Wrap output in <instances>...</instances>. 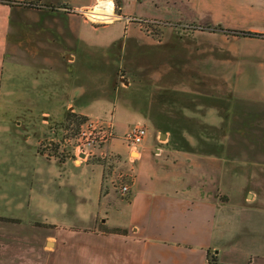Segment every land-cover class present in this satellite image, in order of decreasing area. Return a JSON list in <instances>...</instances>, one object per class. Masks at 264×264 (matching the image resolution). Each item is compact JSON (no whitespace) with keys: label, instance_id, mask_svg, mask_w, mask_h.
I'll list each match as a JSON object with an SVG mask.
<instances>
[{"label":"rangeland","instance_id":"obj_1","mask_svg":"<svg viewBox=\"0 0 264 264\" xmlns=\"http://www.w3.org/2000/svg\"><path fill=\"white\" fill-rule=\"evenodd\" d=\"M107 1L102 4L114 10L113 22L92 20L88 12L95 4L0 0V39L6 36L0 44L8 46L0 50V61L6 59L7 69L17 72L23 61L54 60L40 73L49 72L40 80L50 88V98L0 95V256L13 257L0 260L8 264H58L59 255L77 264L107 260L100 258L102 246L108 250L111 244L97 240L114 233L113 227L92 215L94 203L109 193L127 197L138 152L112 150L117 132L85 146L78 133L89 121L111 122L115 131V122L129 127L119 136L129 146L125 134L140 124L156 139L162 132L189 142V150L221 155L229 141L232 160L264 159V0ZM35 71L28 68L26 76L31 79ZM14 72L11 87L25 77ZM45 111L50 115L43 118ZM18 121L24 128L19 134L40 135L41 155L52 161L36 157L34 137L24 144L13 140L14 131H4ZM228 164L233 174L247 178L245 195L257 196L264 207V162ZM70 176L72 216L85 221L68 226L60 223L69 221V214L58 213L40 192L42 185L63 184ZM38 214L43 217L32 218Z\"/></svg>","mask_w":264,"mask_h":264},{"label":"crops","instance_id":"obj_2","mask_svg":"<svg viewBox=\"0 0 264 264\" xmlns=\"http://www.w3.org/2000/svg\"><path fill=\"white\" fill-rule=\"evenodd\" d=\"M64 1L81 6L95 4L93 8L108 2L107 0ZM4 18L8 20L9 16L5 14ZM115 19L116 17L110 22ZM0 40L6 41V36ZM5 44H0V50L7 49L8 46ZM53 61V58L47 57L31 61L33 64L23 61L21 65L15 66L17 72H13L15 74L19 72V76H25L26 79V82L18 85L24 79L17 77L16 88L8 85L14 81L10 79L13 77L12 67L7 69L6 59L2 58L0 95L7 96L16 92L20 99L50 98L52 96L50 88L40 80V78L44 80L49 78V72H42V74L46 73L42 76L40 73L41 68L45 70L52 66ZM28 68L36 70L35 75H37L29 79L26 76ZM29 93L32 95L29 96ZM26 113L29 112L23 114ZM49 113L45 111L42 117L46 118L45 115H50ZM232 123L233 120L229 124L230 132ZM115 124L117 137L110 140L109 147L121 154L131 155L135 150L138 155L134 158V178L129 184L127 197L118 198L109 193L94 203L92 215H101L102 222L108 227L126 230V233L101 235L97 240L99 242L101 239L104 244H111V249L108 250H105L104 245L102 246L103 256L100 258L109 260L104 264H264V207H260L259 202H256L257 196L250 200L249 193L245 195L247 178L241 173L233 174L228 164L231 161L264 162V159L258 160L260 156H256L255 159L245 160V156L241 155L235 157L239 160H232V155L226 146L229 141L224 144L221 155L177 149L176 145L171 143L169 134L158 133L156 139L155 134H150L149 127L144 141L131 147L124 144L119 137L129 127H123L117 122ZM22 127L23 125L21 126L18 121L13 125H5L4 131L7 134H12L14 131L13 140L24 144H28L31 137H34L37 143L36 157L40 159L42 156L48 159L41 155L39 146L43 140L40 135H25L24 132L19 134ZM159 138H167V140L160 142ZM190 142L194 146V141ZM81 155L84 156L83 153ZM48 161H52V158ZM35 173L40 176L38 172ZM216 191L228 195V198L217 196ZM40 193L55 207H59L58 213H62L65 217L67 213L69 214L67 217L69 221L61 220L63 223L60 224L70 226L73 225L72 220L79 224L85 221V217L72 216L71 176L63 184L59 181L42 185ZM40 216L43 217L42 214L25 217L35 219ZM67 241L73 244L70 239ZM1 254L3 257L0 258L13 260L9 254ZM19 254L21 256L19 258H22V253ZM66 258L65 255H59L58 264L78 262L71 257L68 260ZM0 264H8V262L0 260Z\"/></svg>","mask_w":264,"mask_h":264},{"label":"built area","instance_id":"obj_3","mask_svg":"<svg viewBox=\"0 0 264 264\" xmlns=\"http://www.w3.org/2000/svg\"><path fill=\"white\" fill-rule=\"evenodd\" d=\"M147 132L148 127L146 125L137 124L125 134V138L129 141L131 146L135 147L144 141ZM115 135V126L111 122L108 124H100L98 122L89 121L80 129L78 139L82 144L90 147L93 144L102 143L106 139H111ZM123 190L127 191L128 187L124 186Z\"/></svg>","mask_w":264,"mask_h":264},{"label":"bare ground","instance_id":"obj_4","mask_svg":"<svg viewBox=\"0 0 264 264\" xmlns=\"http://www.w3.org/2000/svg\"><path fill=\"white\" fill-rule=\"evenodd\" d=\"M113 9L107 4H99L97 5L88 15L92 18L94 21H112L115 16L113 15Z\"/></svg>","mask_w":264,"mask_h":264},{"label":"trees","instance_id":"obj_5","mask_svg":"<svg viewBox=\"0 0 264 264\" xmlns=\"http://www.w3.org/2000/svg\"><path fill=\"white\" fill-rule=\"evenodd\" d=\"M113 15L115 17H117L116 14L114 13V11H113ZM244 33L247 34V35H251V36H259V35H262V34L255 33V32H252V31H246ZM84 119H86V117L85 116H82V120H84ZM162 129H164V128H160V130H162ZM164 130H166V129H164ZM179 132H181V131H179ZM181 137H183V136H181ZM179 139H181V138H179ZM181 140H176V139L172 140L171 139L170 141H171V143H173L176 146H179L180 148H185V149L189 150L188 149L189 142H187V141L186 142H183V140L182 141ZM110 232H114V233H126V230L125 229H121V228H113Z\"/></svg>","mask_w":264,"mask_h":264},{"label":"water","instance_id":"obj_6","mask_svg":"<svg viewBox=\"0 0 264 264\" xmlns=\"http://www.w3.org/2000/svg\"><path fill=\"white\" fill-rule=\"evenodd\" d=\"M163 135H166L165 133Z\"/></svg>","mask_w":264,"mask_h":264}]
</instances>
